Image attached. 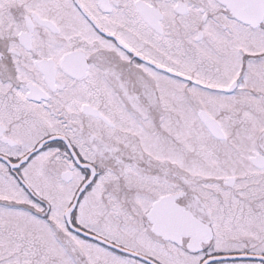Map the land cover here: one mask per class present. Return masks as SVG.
<instances>
[{
  "label": "snow or ice",
  "instance_id": "1",
  "mask_svg": "<svg viewBox=\"0 0 264 264\" xmlns=\"http://www.w3.org/2000/svg\"><path fill=\"white\" fill-rule=\"evenodd\" d=\"M0 264H264V0H0Z\"/></svg>",
  "mask_w": 264,
  "mask_h": 264
}]
</instances>
